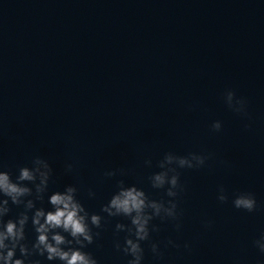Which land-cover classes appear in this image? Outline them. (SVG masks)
I'll use <instances>...</instances> for the list:
<instances>
[{"label":"water","instance_id":"1","mask_svg":"<svg viewBox=\"0 0 264 264\" xmlns=\"http://www.w3.org/2000/svg\"><path fill=\"white\" fill-rule=\"evenodd\" d=\"M227 88L247 99L249 117L223 103ZM215 119L223 122L219 132L210 128ZM166 151H204L212 157L200 169H180L185 189L177 198L181 228L155 218L160 230L151 233V240L160 242L163 254L154 258L151 241H143V264L264 261L252 243L264 229V16L134 39L0 94V166L15 177L32 156H45L54 170L50 189L76 184L78 198L90 211H100L118 179L136 183L150 198L164 196L148 178L159 170L157 161ZM148 157L151 167L144 164ZM65 162L74 164L71 173L65 172ZM106 169L119 171L109 178L103 175ZM220 184L229 193L223 203L216 198ZM89 188L95 197L88 196ZM237 190L253 192L261 207L252 213L234 208L231 194ZM17 211L13 205L10 215ZM102 215L101 235L87 250L99 264H127L113 241L124 236L114 234L117 220L129 221ZM205 219L211 227H204ZM27 235L32 238L30 227ZM169 238L179 247H165Z\"/></svg>","mask_w":264,"mask_h":264},{"label":"clouds","instance_id":"2","mask_svg":"<svg viewBox=\"0 0 264 264\" xmlns=\"http://www.w3.org/2000/svg\"><path fill=\"white\" fill-rule=\"evenodd\" d=\"M223 103L234 113L249 117L248 101L237 95L232 88L222 93ZM249 127V125H245ZM211 130L219 132L223 122L215 119L211 122ZM212 157V153L189 151L177 154L166 151L157 161L159 169L149 176L154 189H161L164 196L160 199L150 198L144 188L136 183H126L124 179L116 180L115 190L100 207V211H90L78 198L76 184L70 183L63 190H51L53 166L45 156L36 154L29 163L18 167L13 174L0 166V264H44V261L55 264H99L98 259L88 245L101 235L106 217H125L128 223L117 220L114 234L124 233L123 240L113 241L115 249L121 251L127 264H143L145 248L143 241H151L150 251L154 258L162 256L160 242L151 240V233L158 232L160 225L153 223L155 218L175 221L177 231L181 228L178 209V196L184 185L180 181V169H200ZM150 157L144 159L145 166H152ZM65 172L71 173L74 164L65 162ZM117 169H106L105 177H115ZM88 196H96L92 188ZM216 198L223 203L229 200V193L223 184L218 185ZM47 201V206L45 205ZM232 206L249 213L257 211L261 205L255 194L247 190H237L231 194ZM18 211L10 215L12 206ZM205 228L212 225L211 220L202 221ZM32 232L29 239L27 230ZM96 229V231H94ZM258 252L264 254V229L253 240ZM179 247L171 238L164 246ZM189 242L184 243L190 249ZM17 251L19 255H17ZM257 264H264L258 261Z\"/></svg>","mask_w":264,"mask_h":264}]
</instances>
